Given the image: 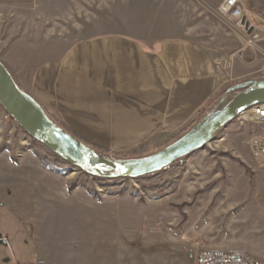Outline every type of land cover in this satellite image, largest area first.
<instances>
[{"label": "rangeland", "instance_id": "obj_1", "mask_svg": "<svg viewBox=\"0 0 264 264\" xmlns=\"http://www.w3.org/2000/svg\"><path fill=\"white\" fill-rule=\"evenodd\" d=\"M243 2L249 17L264 24V0ZM220 3L211 4L208 0L0 3V61L20 86L29 83L39 65L60 58L75 43L88 38L118 32L184 37L200 45L215 65L220 89L212 108L232 86L264 79V72L260 71L264 41L255 48L245 46L235 22L217 13ZM189 123L151 148L107 152L120 159L153 154L184 135ZM257 136L264 138V122L241 125L235 119L204 148L159 172L135 179H101L74 167L32 138L0 104V183L12 195L21 182L19 171L14 168H33L23 165L31 161L51 172L57 184L52 183L57 188L54 193L38 183L35 189L40 201L59 198L85 201L83 206L68 203L58 207L56 202L51 210L54 214L45 217L42 236L48 254L52 255L49 264L114 261L195 264L197 253L206 248L247 251L264 264V166L258 165L248 146L249 140ZM36 177L44 179L40 174ZM113 201L117 206H106ZM18 208L28 213L27 207ZM114 210H120L126 217L123 230L132 235L131 251L121 246L125 241L122 236L118 238L120 222L109 216ZM76 234L78 243L74 247L81 253L78 259L66 253L71 235ZM6 238H10L9 234Z\"/></svg>", "mask_w": 264, "mask_h": 264}, {"label": "crops", "instance_id": "obj_2", "mask_svg": "<svg viewBox=\"0 0 264 264\" xmlns=\"http://www.w3.org/2000/svg\"><path fill=\"white\" fill-rule=\"evenodd\" d=\"M208 1L218 4L222 0ZM218 81L211 57L190 39L118 32L75 43L60 58L35 68L29 83L20 86L85 142L105 151L124 152L151 148L207 113L218 95ZM23 165L34 167L14 168L21 182L12 195L0 183V264H49L52 255L42 236L45 217L54 214L51 210L56 202L58 207L68 203L83 206L85 201H40L35 189L38 183L57 192L54 175L31 161ZM39 174L43 180L37 179ZM26 190H30L28 194ZM110 203L106 206H117L115 201ZM20 206L27 207L28 213ZM112 213L109 216L121 225L118 238L122 236L125 241L121 246L131 251L132 235L123 230L126 217L120 210ZM71 236L66 253L78 259L81 253L74 247L77 234Z\"/></svg>", "mask_w": 264, "mask_h": 264}, {"label": "water", "instance_id": "obj_3", "mask_svg": "<svg viewBox=\"0 0 264 264\" xmlns=\"http://www.w3.org/2000/svg\"><path fill=\"white\" fill-rule=\"evenodd\" d=\"M264 103V79L229 88L189 131L163 149L145 157L120 159L104 155L56 124L0 61V104L32 138L74 167L101 179L140 178L159 172L214 140L216 133L243 111Z\"/></svg>", "mask_w": 264, "mask_h": 264}, {"label": "built area", "instance_id": "obj_4", "mask_svg": "<svg viewBox=\"0 0 264 264\" xmlns=\"http://www.w3.org/2000/svg\"><path fill=\"white\" fill-rule=\"evenodd\" d=\"M217 13L230 17L236 24V29L242 32L244 45L258 47L264 41L261 32H264V24L254 22L248 15L243 0H223L218 7ZM264 43V42H263ZM264 56V53H263ZM264 58V57H263ZM264 60V59H263ZM264 72V61L261 65ZM241 125L248 122H264V103L253 106L243 111L236 118ZM248 146L252 156L258 165L264 166V138L253 137ZM195 264H261L250 253L243 250L201 249L196 256Z\"/></svg>", "mask_w": 264, "mask_h": 264}, {"label": "trees", "instance_id": "obj_5", "mask_svg": "<svg viewBox=\"0 0 264 264\" xmlns=\"http://www.w3.org/2000/svg\"><path fill=\"white\" fill-rule=\"evenodd\" d=\"M213 106V105H212ZM49 115V117L59 126H61L63 129H65L67 132H69L70 134H72L73 136H75L76 138H78L79 140H81L82 142H84L85 144L89 145L90 147H92L93 149L97 150L98 152L104 154V155H109V153L105 150H101L99 148H96L95 146H92L90 144H88L87 142H85L84 140H82V138H80L79 136H77L64 122H62L61 120H59L58 118H56L54 115L47 113ZM206 114V112H203L198 119L193 120L192 122L189 123V125L186 128V131H189L196 123H198V121ZM178 139V138H177ZM176 139V140H177ZM121 159H128L126 158V156H122Z\"/></svg>", "mask_w": 264, "mask_h": 264}]
</instances>
